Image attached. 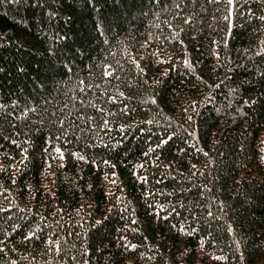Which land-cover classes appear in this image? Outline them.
<instances>
[{
	"label": "trees",
	"instance_id": "obj_1",
	"mask_svg": "<svg viewBox=\"0 0 264 264\" xmlns=\"http://www.w3.org/2000/svg\"><path fill=\"white\" fill-rule=\"evenodd\" d=\"M0 264H264V0H0Z\"/></svg>",
	"mask_w": 264,
	"mask_h": 264
}]
</instances>
